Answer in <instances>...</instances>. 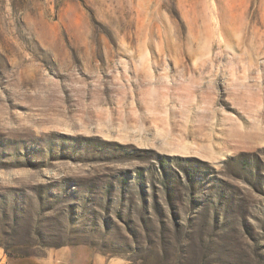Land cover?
<instances>
[{"label":"rangeland","instance_id":"rangeland-1","mask_svg":"<svg viewBox=\"0 0 264 264\" xmlns=\"http://www.w3.org/2000/svg\"><path fill=\"white\" fill-rule=\"evenodd\" d=\"M264 264V0H0V264Z\"/></svg>","mask_w":264,"mask_h":264},{"label":"crops","instance_id":"crops-1","mask_svg":"<svg viewBox=\"0 0 264 264\" xmlns=\"http://www.w3.org/2000/svg\"><path fill=\"white\" fill-rule=\"evenodd\" d=\"M97 264V263H96ZM99 264V263H98ZM111 264V263H110Z\"/></svg>","mask_w":264,"mask_h":264}]
</instances>
